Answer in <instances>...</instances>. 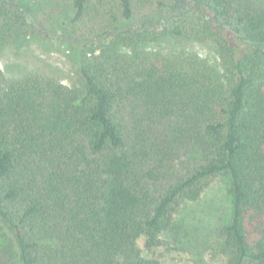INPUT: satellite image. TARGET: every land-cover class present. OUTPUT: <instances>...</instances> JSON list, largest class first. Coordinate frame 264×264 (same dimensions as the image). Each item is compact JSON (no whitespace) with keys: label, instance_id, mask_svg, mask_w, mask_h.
I'll return each mask as SVG.
<instances>
[{"label":"trees","instance_id":"1","mask_svg":"<svg viewBox=\"0 0 264 264\" xmlns=\"http://www.w3.org/2000/svg\"><path fill=\"white\" fill-rule=\"evenodd\" d=\"M57 22L82 43L74 83L0 79V264H161L145 249L221 175L228 264H264V11L0 0V51ZM196 38L214 60L164 51Z\"/></svg>","mask_w":264,"mask_h":264},{"label":"rangeland","instance_id":"2","mask_svg":"<svg viewBox=\"0 0 264 264\" xmlns=\"http://www.w3.org/2000/svg\"><path fill=\"white\" fill-rule=\"evenodd\" d=\"M255 11H264V0H235ZM103 41L94 48H101ZM74 32L57 22L33 37L14 43L0 51V79L18 80L37 72L59 79L65 85L74 83L82 50ZM188 51L214 60L217 52L210 41L202 39L172 40L164 44V51ZM99 53V52H98ZM233 198L230 178L219 176L198 202L183 205L176 217L177 228L163 236V244L149 258L161 264H228L224 251L223 229L231 220Z\"/></svg>","mask_w":264,"mask_h":264}]
</instances>
